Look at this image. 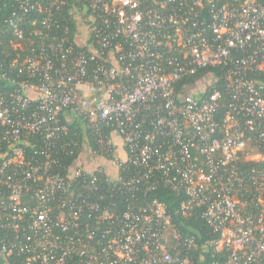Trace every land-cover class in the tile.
I'll return each instance as SVG.
<instances>
[{"label":"built area","instance_id":"1","mask_svg":"<svg viewBox=\"0 0 264 264\" xmlns=\"http://www.w3.org/2000/svg\"><path fill=\"white\" fill-rule=\"evenodd\" d=\"M17 2L0 72V264H189L194 239L147 199L163 185L184 194L180 216L200 210L205 246L228 251L213 264H264V81L251 78L264 0ZM210 68L223 88L207 94L219 79L205 77V94H181ZM83 138L104 166L78 162Z\"/></svg>","mask_w":264,"mask_h":264},{"label":"trees","instance_id":"2","mask_svg":"<svg viewBox=\"0 0 264 264\" xmlns=\"http://www.w3.org/2000/svg\"><path fill=\"white\" fill-rule=\"evenodd\" d=\"M33 1L35 0H30L31 3ZM17 6V0H0V72H5L6 76L8 74V69L6 66L8 58H6L5 55L10 54L11 57L14 56V53L16 51L12 49L11 43L14 44L18 41L10 34V32L5 30L4 24L6 19L11 16L12 11H14ZM222 71L223 70L219 68L200 70L199 74L189 79H186L183 82L186 84H192L195 81L201 80V78L205 75L206 79L208 78V81L210 79V82H212L213 76H215L219 80L216 85H209L207 89L208 91H206V93L208 94L211 93L213 89H215V86H218L220 88H223L225 86L220 74ZM9 75L11 77H16V74L14 72H11ZM251 78L253 80H259L261 82V80L264 81V74L258 72L254 74ZM9 91L10 84L5 79H1L0 73V95L7 96L9 94ZM225 98H227L226 100H230V97L228 95ZM68 126L73 131L77 130L78 132H81L80 123L77 120L68 123ZM109 132V130H104L105 134H108ZM88 144L91 148H96V145L94 144L93 140L89 139ZM77 156L78 155L75 154L72 157H65L62 160V164L66 166L67 164L71 163ZM240 165L241 167L246 169L251 166V164ZM147 199H157L159 202L165 205L166 212L172 219V224L174 225L175 231L180 234L183 240L185 238L194 239L196 243L195 248L187 251L185 250V248H183V245H181L182 250L179 252V256L186 257L189 261V264H213L216 262L225 261L227 259V256L229 255L228 251L224 250L223 252H217L213 249V247L205 246V243L211 241L212 239H215V234L212 233V228L207 223V221H204L200 217V210L194 211L191 215L187 217H182L178 214L177 211L179 205L185 199V196L181 191L173 190L170 187L163 185L157 188L156 191L149 193ZM16 261L18 262V259Z\"/></svg>","mask_w":264,"mask_h":264},{"label":"rangeland","instance_id":"3","mask_svg":"<svg viewBox=\"0 0 264 264\" xmlns=\"http://www.w3.org/2000/svg\"><path fill=\"white\" fill-rule=\"evenodd\" d=\"M208 79V78H207ZM210 80V79H209ZM205 86H206V83H205V76L202 77V79L200 81H198L196 83L195 86L193 87H187V90L183 91L181 94H188V95H201L205 92ZM90 149L89 147L87 146L86 142H83V145L81 147V151H80V157H79V161L78 162H88L90 161L91 159L93 160L92 162H94L95 165H100V166H104L103 164H105L104 162V157L101 158V157H93L91 154H90ZM113 164V163H112ZM114 165V164H113ZM113 165H106L108 166V169H112L114 168ZM112 175H113V172H112Z\"/></svg>","mask_w":264,"mask_h":264},{"label":"crops","instance_id":"4","mask_svg":"<svg viewBox=\"0 0 264 264\" xmlns=\"http://www.w3.org/2000/svg\"><path fill=\"white\" fill-rule=\"evenodd\" d=\"M79 123H80V121H78ZM80 126H81V124H80ZM111 138H112V140H113V142H114V144H115V151H116V155L117 156H123V154H124V147H123V144H122V141L119 139V137L116 135V134H111ZM88 141H89V139H87V138H83V142H86V144H87V146L89 147V149H93V148H91L90 146H89V144H88ZM82 145L83 144H81L80 145V151H81V147H82ZM93 164V163H92Z\"/></svg>","mask_w":264,"mask_h":264}]
</instances>
